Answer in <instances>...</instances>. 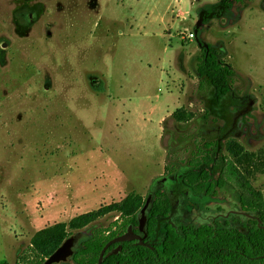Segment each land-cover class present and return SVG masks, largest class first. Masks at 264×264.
I'll list each match as a JSON object with an SVG mask.
<instances>
[{"label":"rangeland","instance_id":"1","mask_svg":"<svg viewBox=\"0 0 264 264\" xmlns=\"http://www.w3.org/2000/svg\"><path fill=\"white\" fill-rule=\"evenodd\" d=\"M227 1L0 0V264H22L57 225L76 250L119 214L79 230L72 221L146 200L169 165L184 169L220 133L223 156L251 158L240 168L264 196V0L201 19ZM200 21L199 38L236 73L220 103L197 74ZM180 109L189 122L172 118ZM238 210L229 187L190 192L173 220L197 227Z\"/></svg>","mask_w":264,"mask_h":264},{"label":"trees","instance_id":"2","mask_svg":"<svg viewBox=\"0 0 264 264\" xmlns=\"http://www.w3.org/2000/svg\"><path fill=\"white\" fill-rule=\"evenodd\" d=\"M242 1L228 0L212 5L210 11L201 12V19L208 23L213 18H224L231 3ZM199 29L196 26L195 34L203 56L197 66V74L203 84L214 90V97L220 103L233 94L236 73L213 52L211 46L206 49L207 44L199 38ZM192 117L183 109L172 115L178 123L189 122ZM221 134L212 141L197 145L184 169L176 164L169 165L168 177L162 183L156 182L148 196L152 200L142 235L145 246L138 241L115 244L107 251L102 264H264V196L240 168V165L249 166L252 162L250 157L244 160L239 152L234 151L231 153L234 159L222 155ZM220 158V170L215 174L214 168ZM226 187L239 194L237 212H229L222 221L219 218L197 227L178 226L174 222L181 196L192 192L217 198L218 190ZM147 199L130 195L120 203L72 221L69 227L79 230L108 214H119V219L109 229L95 230L75 250L70 261L61 264H99L101 253L111 240L131 227L139 233L141 212ZM67 237L65 225L41 231L34 238L30 255L21 259L22 264H45ZM113 250H118V254L108 256Z\"/></svg>","mask_w":264,"mask_h":264},{"label":"water","instance_id":"3","mask_svg":"<svg viewBox=\"0 0 264 264\" xmlns=\"http://www.w3.org/2000/svg\"><path fill=\"white\" fill-rule=\"evenodd\" d=\"M201 26V21L198 23L197 27ZM206 49H208V45H205ZM151 197H149L146 201V204L141 212V218L139 221V233H136L134 229L131 227L129 230L121 236L116 237L111 240L103 249L99 264L103 263L104 257L107 251L115 244L138 241L140 245L145 246L144 238L142 235L145 233V228L147 224V211L151 204ZM261 224V222H259ZM78 237L69 238L57 251H55L45 262V264H61L67 262L71 257H73L75 253V246L77 244ZM118 254V250H113L108 254L110 255Z\"/></svg>","mask_w":264,"mask_h":264},{"label":"built area","instance_id":"4","mask_svg":"<svg viewBox=\"0 0 264 264\" xmlns=\"http://www.w3.org/2000/svg\"><path fill=\"white\" fill-rule=\"evenodd\" d=\"M186 38L192 40L195 38V34H189Z\"/></svg>","mask_w":264,"mask_h":264}]
</instances>
